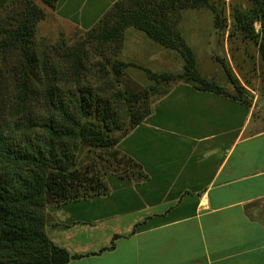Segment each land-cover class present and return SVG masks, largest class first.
<instances>
[{"label":"crops","instance_id":"obj_1","mask_svg":"<svg viewBox=\"0 0 264 264\" xmlns=\"http://www.w3.org/2000/svg\"><path fill=\"white\" fill-rule=\"evenodd\" d=\"M117 1L59 0L56 10L90 28ZM254 110L175 85L117 145L145 177L110 174L107 195L48 206V237L93 253L68 264H264V127Z\"/></svg>","mask_w":264,"mask_h":264},{"label":"trees","instance_id":"obj_2","mask_svg":"<svg viewBox=\"0 0 264 264\" xmlns=\"http://www.w3.org/2000/svg\"><path fill=\"white\" fill-rule=\"evenodd\" d=\"M58 1L41 0L49 8H56ZM198 1L119 0L88 32L85 45L96 41L103 48L115 43L118 50L125 30L135 27L163 46L181 51L186 73L192 76L185 82L198 83L197 90L230 97L218 84L200 78L193 53L184 47L171 21L176 8ZM254 3L250 18L248 12L234 18L243 30L260 35L264 59V0ZM45 17V10L34 0H0V264H68L93 254H71L45 230L48 206L109 192L107 179L98 171L82 172L76 167L80 146L112 149L117 167L105 170L104 176L110 173L131 181L145 177L141 165L117 145L151 114L152 103L148 106L136 96L113 92L111 82L81 85L87 53L83 44L64 54V63L54 61V48L43 44L39 49L36 44L37 27ZM255 22L261 25L259 34ZM112 69L120 75L117 65ZM155 77L165 82L174 79ZM6 109L15 118L12 131L4 127ZM116 237L100 252L113 249Z\"/></svg>","mask_w":264,"mask_h":264},{"label":"rangeland","instance_id":"obj_3","mask_svg":"<svg viewBox=\"0 0 264 264\" xmlns=\"http://www.w3.org/2000/svg\"><path fill=\"white\" fill-rule=\"evenodd\" d=\"M34 1L46 12L36 32L39 49L43 44L54 48V61L64 63L62 56L83 44L87 53L86 69L81 71L79 78L81 85L96 87L106 81L111 82L113 92L126 98L136 96L149 106L162 97L161 94L166 90L180 82L192 80V76L186 73L187 62L181 51L163 46L144 31L135 27L127 28L118 50L115 43H107L103 48L96 41L85 45L88 32L97 28L98 22L85 28L62 17L56 8L46 7L41 0ZM254 9V0H208V3L200 0L191 3L190 7L176 8L170 17L184 47L194 55L200 78L218 84L230 97L242 99L250 105L254 103L257 130L264 127V59L259 48L261 37L243 30L234 18L239 12H248L250 18ZM66 11L74 16L77 14L75 17L80 16L74 7H67ZM254 28L255 33L259 34L260 23L255 22ZM115 65L120 68L118 76L112 69ZM159 75H171L174 79L158 81L155 76ZM187 83L194 87L199 85L196 82ZM108 94L114 93L110 91ZM3 117L5 129L12 131L15 118L11 117L7 109ZM117 136L120 137L121 133ZM78 150L76 167L82 172L98 171L107 179L110 173L104 176V171L117 167L113 163L117 160L112 156V149L80 146ZM122 166L126 167L125 162ZM51 223L46 212L45 230Z\"/></svg>","mask_w":264,"mask_h":264}]
</instances>
